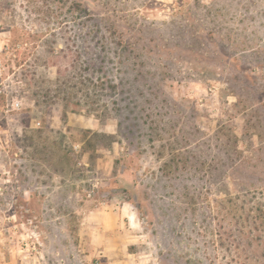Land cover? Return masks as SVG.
<instances>
[{
	"label": "rangeland",
	"instance_id": "374dc122",
	"mask_svg": "<svg viewBox=\"0 0 264 264\" xmlns=\"http://www.w3.org/2000/svg\"><path fill=\"white\" fill-rule=\"evenodd\" d=\"M0 264H264V0H0Z\"/></svg>",
	"mask_w": 264,
	"mask_h": 264
},
{
	"label": "built area",
	"instance_id": "2783aa9c",
	"mask_svg": "<svg viewBox=\"0 0 264 264\" xmlns=\"http://www.w3.org/2000/svg\"><path fill=\"white\" fill-rule=\"evenodd\" d=\"M89 196L91 197V196H92V194H91V193H89Z\"/></svg>",
	"mask_w": 264,
	"mask_h": 264
}]
</instances>
